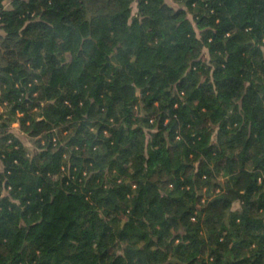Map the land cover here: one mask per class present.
Masks as SVG:
<instances>
[{
	"label": "trees",
	"instance_id": "1",
	"mask_svg": "<svg viewBox=\"0 0 264 264\" xmlns=\"http://www.w3.org/2000/svg\"><path fill=\"white\" fill-rule=\"evenodd\" d=\"M5 1L0 264H264V0Z\"/></svg>",
	"mask_w": 264,
	"mask_h": 264
},
{
	"label": "rangeland",
	"instance_id": "2",
	"mask_svg": "<svg viewBox=\"0 0 264 264\" xmlns=\"http://www.w3.org/2000/svg\"><path fill=\"white\" fill-rule=\"evenodd\" d=\"M168 2L172 3V4H175V5H178L176 4L173 0H167ZM136 11V7H134V12ZM18 127L17 129L19 128V124L17 123ZM14 126V125H13ZM16 126V125H15ZM16 129V128H15ZM21 137L22 139L24 140L25 144H27L28 146L30 147H35L40 144L37 140V137H34V136H26V135H23V133H21Z\"/></svg>",
	"mask_w": 264,
	"mask_h": 264
},
{
	"label": "crops",
	"instance_id": "3",
	"mask_svg": "<svg viewBox=\"0 0 264 264\" xmlns=\"http://www.w3.org/2000/svg\"><path fill=\"white\" fill-rule=\"evenodd\" d=\"M11 5V0H6L5 1V6H7V7H9ZM2 30H1V28H0V32H1ZM14 126H13V128H16L17 129V127H18V125H17V123H14L13 124ZM16 125V126H15ZM19 129V128H18Z\"/></svg>",
	"mask_w": 264,
	"mask_h": 264
}]
</instances>
